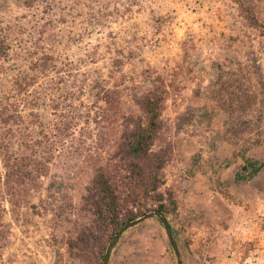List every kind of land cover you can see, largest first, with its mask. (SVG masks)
Listing matches in <instances>:
<instances>
[{
  "label": "rangeland",
  "instance_id": "obj_1",
  "mask_svg": "<svg viewBox=\"0 0 264 264\" xmlns=\"http://www.w3.org/2000/svg\"><path fill=\"white\" fill-rule=\"evenodd\" d=\"M0 25V264H92L70 233L159 80L184 264H264V169L237 178L264 162V0H0ZM114 249L109 264H179L157 217Z\"/></svg>",
  "mask_w": 264,
  "mask_h": 264
},
{
  "label": "trees",
  "instance_id": "obj_2",
  "mask_svg": "<svg viewBox=\"0 0 264 264\" xmlns=\"http://www.w3.org/2000/svg\"><path fill=\"white\" fill-rule=\"evenodd\" d=\"M7 34V28L0 25V53H6L9 48ZM166 93L159 80L153 89L140 96L138 105L145 116L126 117L114 153L95 169L84 196L90 217L69 236V248L74 256L86 258L92 264H103L108 245L121 228L151 211L164 213L174 231L172 222L177 219V202L171 196L172 206H169L161 191L169 156L155 149ZM263 169L264 162L244 156L242 172L237 178L253 179Z\"/></svg>",
  "mask_w": 264,
  "mask_h": 264
},
{
  "label": "water",
  "instance_id": "obj_3",
  "mask_svg": "<svg viewBox=\"0 0 264 264\" xmlns=\"http://www.w3.org/2000/svg\"><path fill=\"white\" fill-rule=\"evenodd\" d=\"M151 217H158L160 219V221L162 222V224L164 225L165 229L167 230V233L169 235L170 238V242L171 245L173 246L178 262L179 264H184V260L183 257L181 255V251L179 248V244L176 240L174 231L172 226L170 225V222L168 221L167 217L165 216L164 213L160 212V211H151L148 213H145L131 221H129L128 223H126L121 230L116 234V236L111 240V242L108 245L107 248V252L103 261V264H109L111 256H112V252L115 248V246L118 244V242L121 240L122 236L132 227L144 222L145 220L151 218Z\"/></svg>",
  "mask_w": 264,
  "mask_h": 264
}]
</instances>
